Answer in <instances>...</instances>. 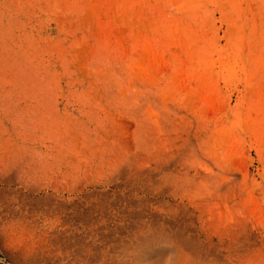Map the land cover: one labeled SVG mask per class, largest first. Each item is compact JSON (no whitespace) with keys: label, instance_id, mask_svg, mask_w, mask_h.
<instances>
[{"label":"rangeland","instance_id":"rangeland-1","mask_svg":"<svg viewBox=\"0 0 264 264\" xmlns=\"http://www.w3.org/2000/svg\"><path fill=\"white\" fill-rule=\"evenodd\" d=\"M148 156L235 172V264H264V0H0V264H59L63 212Z\"/></svg>","mask_w":264,"mask_h":264},{"label":"bare ground","instance_id":"bare-ground-1","mask_svg":"<svg viewBox=\"0 0 264 264\" xmlns=\"http://www.w3.org/2000/svg\"><path fill=\"white\" fill-rule=\"evenodd\" d=\"M97 158L102 169L117 160ZM147 159L135 166L148 176L134 181L129 199L96 203L88 219L63 212L47 232L46 252L59 264L127 262L120 255L128 256L130 264H235V188L224 193L235 172L204 166L168 174L170 160ZM156 176L162 177L159 186L153 182Z\"/></svg>","mask_w":264,"mask_h":264}]
</instances>
